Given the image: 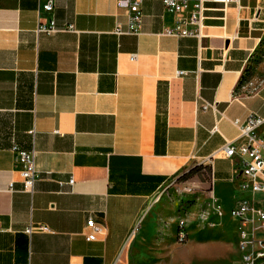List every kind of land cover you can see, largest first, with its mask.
I'll use <instances>...</instances> for the list:
<instances>
[{
  "label": "crops",
  "instance_id": "crops-1",
  "mask_svg": "<svg viewBox=\"0 0 264 264\" xmlns=\"http://www.w3.org/2000/svg\"><path fill=\"white\" fill-rule=\"evenodd\" d=\"M47 1L0 0V264H200L211 229L184 220L178 244L175 208L159 202L196 166L210 182L180 186L198 179L211 208L227 210H214L215 227L232 231L239 264L234 203L219 202L235 195L264 209V195L243 190L239 163L218 151L238 138L234 120L264 118V61L254 62L264 0H209L198 37L165 35L185 16L158 0L142 1L139 35L119 37L128 13L117 0H54L38 15ZM38 18L74 31L38 33ZM13 146L36 153L32 194ZM88 219L102 229L94 241ZM31 225L46 231L27 234Z\"/></svg>",
  "mask_w": 264,
  "mask_h": 264
},
{
  "label": "built area",
  "instance_id": "built-area-1",
  "mask_svg": "<svg viewBox=\"0 0 264 264\" xmlns=\"http://www.w3.org/2000/svg\"><path fill=\"white\" fill-rule=\"evenodd\" d=\"M143 0H117V6L127 10L126 28L116 24L113 34L116 36L123 35H139L142 21L141 3ZM162 3L166 11L176 15L185 16L178 30H168L164 34L176 37H198L203 27L204 12L206 4L209 0H158ZM239 0H222L224 5L237 3ZM54 9V0H48L38 10V15L43 11L51 13ZM59 31L73 32V26L68 25L63 29L56 27L55 21L50 20L47 23L38 18L37 32L43 34H53ZM136 60V55L130 58ZM185 75V72H180ZM207 105L202 109L206 110ZM264 123V118L251 115L245 122L236 119L233 124L239 130V136L236 140L225 143L218 151L219 155L226 159H235L240 165L243 183L241 188H249L253 194L264 195V135L256 134L257 128ZM216 131V128L212 132ZM240 143L239 141L243 140ZM12 152L17 155V161L20 166L19 175L21 178L22 191L28 194L33 193L34 185L38 179V172L35 165V151L21 150L17 146L12 147ZM213 154L207 159L211 165L215 158ZM179 182L174 181L171 186H180ZM73 185V181H69ZM186 192H191L192 188H185ZM215 212L221 216V209L216 206ZM230 217L239 224V249L241 251L239 264H264V209L256 204L246 200L237 201L230 209ZM208 215H203L201 220H206ZM178 226L184 224V220L177 221ZM87 226L91 233L86 236L87 241H94L96 236L102 229L94 223L92 219H88ZM46 228L43 226L31 225L26 229L27 234L34 232H44ZM182 239V234L179 241ZM179 241H176L179 244Z\"/></svg>",
  "mask_w": 264,
  "mask_h": 264
},
{
  "label": "rangeland",
  "instance_id": "rangeland-1",
  "mask_svg": "<svg viewBox=\"0 0 264 264\" xmlns=\"http://www.w3.org/2000/svg\"><path fill=\"white\" fill-rule=\"evenodd\" d=\"M263 61H264V36L262 38L260 47L255 54V59H254V62L256 64ZM221 170L224 173H229L230 167L229 165H225L224 167L221 168ZM199 179L203 182H210L208 176L205 173L200 174ZM181 183L179 182L178 184ZM178 186H174L171 188L169 187L170 188L169 190L165 188L160 195L161 199L159 202L173 205L175 208V218L185 220L188 230L190 228L191 221H194L193 223L194 225L195 223L200 224L198 222V219H200L203 216V214L205 213L206 215L208 214L207 219L202 221L201 225L206 228H210L211 230L208 232L206 237L201 239V241L198 244L200 246V248H198L199 250L196 253L198 262L200 264H220V263L237 264L233 257L234 252L237 251L236 245L226 240L227 237H230L232 231L228 228L215 227L217 222L214 217L215 216L214 208H211V206L213 207L214 204L211 201V206H210V201H209L210 195H206L208 193V189L206 191L205 187L199 184L198 179H194L188 185L179 186V187ZM187 187H191V188L194 187V188H192L191 192H186L185 188ZM225 195H226L225 192L222 193V197H224ZM160 196L158 197V199L160 198ZM198 199H202L200 203V208L194 210L193 206L198 203ZM231 201L235 204L238 201V199L237 197H235V195H231V200H227V201L221 200L219 204L221 203L220 205L226 206ZM256 201H261L258 203L264 206V199H259ZM226 211L223 210L221 207V213L223 217H224L223 213L226 214ZM185 239H188V235L187 238ZM187 241L188 240H186V242Z\"/></svg>",
  "mask_w": 264,
  "mask_h": 264
},
{
  "label": "trees",
  "instance_id": "trees-1",
  "mask_svg": "<svg viewBox=\"0 0 264 264\" xmlns=\"http://www.w3.org/2000/svg\"><path fill=\"white\" fill-rule=\"evenodd\" d=\"M203 169V167L201 166H196L192 169H190L188 172L183 173L182 175H180L176 181L177 182H184L187 181L188 179H190L193 176H199L201 174V170Z\"/></svg>",
  "mask_w": 264,
  "mask_h": 264
},
{
  "label": "bare ground",
  "instance_id": "bare-ground-1",
  "mask_svg": "<svg viewBox=\"0 0 264 264\" xmlns=\"http://www.w3.org/2000/svg\"><path fill=\"white\" fill-rule=\"evenodd\" d=\"M185 229H186V228H185L184 224H183V227H182V226H178V230H177L178 235H177V237H176V240H177V241H179L181 234H182V239L187 238V235H188V234L186 233ZM186 234H187V235H186ZM185 242H186V240H181V241H179L180 244H183V243H185Z\"/></svg>",
  "mask_w": 264,
  "mask_h": 264
}]
</instances>
